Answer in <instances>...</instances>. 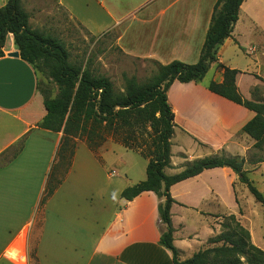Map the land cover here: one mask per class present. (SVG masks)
Segmentation results:
<instances>
[{
    "label": "crops",
    "instance_id": "obj_1",
    "mask_svg": "<svg viewBox=\"0 0 264 264\" xmlns=\"http://www.w3.org/2000/svg\"><path fill=\"white\" fill-rule=\"evenodd\" d=\"M7 1L0 0V8ZM216 2L58 0V5L92 35L122 28L119 41L124 50L167 65L198 62ZM233 37L234 31L218 49V63L241 72L236 84L245 99L264 103V64L250 72L222 58ZM16 51L10 34L0 58V264H29L30 249L38 264H173L171 251L160 245L163 225L157 196L144 192L131 201L121 198L127 186L146 179L148 160L138 162L132 153H140L112 140L101 152L78 140L69 172L42 204L63 133L38 126L46 115L38 75L20 53L9 56ZM256 51L250 48L249 54ZM218 63L210 68L211 81L220 83ZM204 78L175 81L168 90L175 127L167 175L205 158H246L254 146L243 127L255 113L210 92L211 81L204 84ZM239 188L246 195V187L228 167L204 170L170 188L176 201L171 209L174 245L181 261L212 237L211 222L238 212ZM192 217L206 223L208 234L203 238L199 231H188ZM190 243L196 248L186 256Z\"/></svg>",
    "mask_w": 264,
    "mask_h": 264
},
{
    "label": "trees",
    "instance_id": "obj_2",
    "mask_svg": "<svg viewBox=\"0 0 264 264\" xmlns=\"http://www.w3.org/2000/svg\"><path fill=\"white\" fill-rule=\"evenodd\" d=\"M245 1L217 0L196 64L173 61L161 65L150 81L139 83L135 78H126L124 90L118 91L109 77L95 74L88 66L71 64L60 40L31 29L30 15L22 7L21 0H8L0 8V58L5 55L6 41L12 34L21 59L38 75L37 89L46 110L38 126L63 133L42 204L54 194L69 172L78 140L85 141L91 150L96 151L112 139L148 160L146 179L127 186L121 198L131 201L144 192H153L157 196L163 225L160 245L171 251L173 264H264V250L252 243L249 230L234 214L225 217L221 234L208 241L213 246L199 250L191 258L181 261L180 251L174 245L171 209L176 201L170 188L204 170L231 168L264 206V195L248 179L245 159L215 156L194 161L175 175L165 173L171 167V139L175 127L168 90L175 81H202L211 66L218 63V49L232 36ZM217 69L222 72L223 81H211L208 90L255 113L243 127V132L254 141L256 149H263L264 103L244 98L236 84V77L241 73L239 70L221 63ZM39 73L57 86L55 97L50 96L49 87L39 80ZM260 162L264 163V159Z\"/></svg>",
    "mask_w": 264,
    "mask_h": 264
},
{
    "label": "rangeland",
    "instance_id": "obj_3",
    "mask_svg": "<svg viewBox=\"0 0 264 264\" xmlns=\"http://www.w3.org/2000/svg\"><path fill=\"white\" fill-rule=\"evenodd\" d=\"M170 1L176 2V0H166L167 3ZM22 4L24 8L27 7L30 10L31 28L60 40L68 52L71 64L83 68L88 66L95 74L109 77L118 91L124 90L126 78H135L139 83H146L160 70L162 64L140 59L124 50L119 41L122 28L95 36L73 20L58 5V0H22ZM246 5L239 12V21L234 30V43L225 48L222 58L224 62L236 68L257 72L264 64V59L261 57V52L264 50V0H248ZM253 47L257 51L249 54V49ZM213 75L214 71L210 69L204 78V84H208ZM39 80L49 87L51 97L57 95V86L44 74L39 73ZM110 140L112 139H108L98 147L96 152H101L103 146ZM132 155L140 163L146 159L141 154V156L134 153ZM243 159H245V168L248 170V179L264 195V163L260 162L264 159V148L260 150L253 146ZM243 186L246 187L244 184ZM240 189L239 209L234 215L249 230L252 243L264 250V206L254 198L247 187L246 195L240 192ZM223 210L226 211L228 208L224 207ZM228 215V213L220 215L219 219L211 222L214 232L200 250L213 246L208 241L221 234L222 223L226 221L225 217ZM188 227V231L189 229L199 231L200 238L208 234L206 223L199 218L192 217ZM195 248L196 245L190 243L185 255H189ZM29 254V264H38L32 249L29 250ZM179 259L181 260V257Z\"/></svg>",
    "mask_w": 264,
    "mask_h": 264
},
{
    "label": "water",
    "instance_id": "obj_4",
    "mask_svg": "<svg viewBox=\"0 0 264 264\" xmlns=\"http://www.w3.org/2000/svg\"><path fill=\"white\" fill-rule=\"evenodd\" d=\"M9 56L10 57H19V52L16 51V52L9 53Z\"/></svg>",
    "mask_w": 264,
    "mask_h": 264
}]
</instances>
